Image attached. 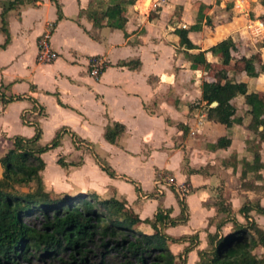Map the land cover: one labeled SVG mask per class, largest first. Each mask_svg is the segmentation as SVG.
I'll use <instances>...</instances> for the list:
<instances>
[{
    "label": "crops",
    "instance_id": "0c3cea01",
    "mask_svg": "<svg viewBox=\"0 0 264 264\" xmlns=\"http://www.w3.org/2000/svg\"><path fill=\"white\" fill-rule=\"evenodd\" d=\"M7 1L0 0V14ZM57 1L62 18L54 0L26 1L6 15L10 41L0 47V157L13 146L14 136H34L36 124L42 129L43 145L65 128L61 145L42 155L47 163L43 171L47 189L126 199L143 219L153 218L159 207L172 208V217L181 213L172 187L163 186L158 192L161 173L191 183L193 190L183 199L188 221L166 232L175 237L198 233L184 263L197 264L199 250L208 247V233L217 231L221 213L214 198L220 196L222 182L232 179L235 168L244 169L243 162L226 166L224 161L233 157L250 161L247 141L253 138L244 98L232 100L243 123L214 122L200 102L203 84L215 81L217 71L226 68L230 77L264 94V73L250 77L243 62L224 66L211 52L206 53L211 68L193 69L175 30L194 25L200 5L205 4L202 30L189 33L199 50L231 37L237 47L233 55L237 59L255 56L259 69L260 62L264 63V21L260 19L264 6L259 0H242L243 9L238 0H165L145 8L135 0L122 11L128 20L119 29L106 22L97 27L80 14L100 0ZM50 23L54 24L51 42L59 58L39 63L38 39ZM6 39L0 32V46ZM94 56L107 62L99 78L90 73ZM132 60L139 61V66L121 65ZM2 97L15 99L3 103ZM114 122L126 126L117 143L105 138L106 127ZM222 136L231 138V144L214 148ZM51 152L52 164L47 160ZM61 157L67 163L82 164L64 167L58 163ZM99 161L111 166L116 176H110ZM240 171L237 174L242 176ZM229 202L237 217L239 203L234 198ZM142 227L153 231L149 225ZM231 227L227 223L223 231ZM187 244L171 245L179 260Z\"/></svg>",
    "mask_w": 264,
    "mask_h": 264
},
{
    "label": "trees",
    "instance_id": "16d2710c",
    "mask_svg": "<svg viewBox=\"0 0 264 264\" xmlns=\"http://www.w3.org/2000/svg\"><path fill=\"white\" fill-rule=\"evenodd\" d=\"M26 1L37 0H9L4 3L3 12L0 14V32H4L7 39L0 47H5L10 41L7 13ZM54 1L58 7L59 18H62L61 6L57 0ZM259 2L264 6V0ZM134 3L135 0H111L104 4L100 0L96 7L91 3L80 14L86 15L97 27L106 22L108 26L124 29L128 19L122 11ZM207 8V5L201 4L197 22L188 28L175 30L180 37L179 46L184 48L191 67L211 68L212 63L206 56L207 52H211L224 66L243 62V68L250 77H258L264 73V63L260 62L258 69L255 56L237 59L233 55L237 47L231 37L206 50H199L200 47L190 39L189 33L202 30ZM260 19L264 21V14ZM206 22H210L208 18ZM139 64V61L133 60L121 63L131 68H136ZM228 72L226 68H222L217 71L215 81L204 82L200 102L204 103L209 120L230 126L243 123V117L237 115V107L232 100L239 96L244 98L248 106L245 112V116L249 118L248 127L253 138L258 139L257 144L251 147L254 157L252 161L247 158L235 160L233 157L224 163L226 166H236L243 162L242 176L245 177L248 170L260 172L264 168L261 154V145L264 142V94L250 90L247 82L237 81ZM1 99L3 103H8L15 98ZM214 102L217 104L213 105ZM65 132V128L61 129L50 142L43 145L40 143L42 129L36 124L34 136H14L13 146L0 157V262L12 261L17 264V260L28 253L36 256L59 255L66 250H69L72 257L79 252L85 260L90 253L89 246L95 244L104 249L103 252L108 251L109 245L115 248L125 258L124 264H178V256L171 249V245L187 242L183 253L179 255L180 264H184L187 254L195 246L198 233L175 237L166 232L168 227L185 224L189 219L187 203L179 195L181 213L177 217L171 216L172 208L159 207L153 218L143 219L129 207L126 199L114 196L101 198L95 192H62L54 195L47 189L43 179L47 163L42 155L60 146ZM125 132L124 124L114 122L106 127L105 138L111 143H117ZM230 144L231 138L222 136L213 147L225 148ZM99 162L110 176H116L111 166ZM58 163L66 167L70 164L81 165L82 161L67 163L61 157ZM215 205L225 217L219 219L216 232L208 233V247L199 250L197 264H264V258L257 252L264 247V228L252 218L253 211L264 215V205L258 201L245 202L239 210L245 222H240L232 215L231 205L227 206L219 201ZM35 212L44 214L46 221L42 227L31 225L25 219ZM227 223H231L232 227L223 231V226ZM143 224L149 225L153 231H146Z\"/></svg>",
    "mask_w": 264,
    "mask_h": 264
},
{
    "label": "rangeland",
    "instance_id": "374dc122",
    "mask_svg": "<svg viewBox=\"0 0 264 264\" xmlns=\"http://www.w3.org/2000/svg\"><path fill=\"white\" fill-rule=\"evenodd\" d=\"M238 6L239 9L240 8L243 9L244 5L242 3V0H238ZM143 10L145 11V8H143ZM257 142H258L257 138L256 139L251 138L247 141L249 154L247 153L246 157H249L250 161H252L254 157V153L252 151L253 148L251 147L257 144ZM52 153L53 152L47 155V160L49 161L50 164H52V160H53ZM261 154L264 160V146L262 145H261ZM239 171L240 170L235 168L234 171L231 172L232 179L227 180L226 182L224 181L222 182V186H221L222 190H220V196L215 197L214 200L215 201L218 200L219 202H224L227 206H229L230 205L229 201H231V199L234 198L236 199V203L237 202L239 203L237 205L238 209L240 208L241 205L243 206L244 203L247 202L248 200L254 202L258 201L262 205H264V168L260 170V172L248 170V173L245 177H242L241 174L238 175L237 173ZM240 172H242V166ZM1 175H2V168H0V178ZM49 191L53 192L54 195L55 193L57 194L60 193V192H55V190H49ZM225 192H229V194L226 195ZM238 209L235 212L237 214V217H239L240 219L243 220V222H245V219H243L244 218L243 215L238 211ZM232 215L236 217L235 214ZM222 217H225L223 213H221L219 219H222ZM252 218L254 221H256L257 219L258 221L256 222L261 227L264 228V215L260 216L259 213L253 211ZM25 219L31 225L37 227H42L43 223L46 221L44 214L38 212H35L30 216L25 217ZM89 249H90V253L85 260L83 259L81 254H79V252L73 254L74 257H72L69 250H66L59 255L57 254V255L36 256L34 254L29 255L28 253L27 256H23L22 258H19V260H17L18 262L17 264H124L125 263V258L115 248H113L110 245L107 252H103L104 249L100 248V246L98 247L95 244H91L89 246ZM257 252L258 255L264 258V247L259 248ZM180 261L181 260L178 261V264H180ZM0 264H15V263H13L12 261H3L0 262Z\"/></svg>",
    "mask_w": 264,
    "mask_h": 264
},
{
    "label": "built area",
    "instance_id": "2783aa9c",
    "mask_svg": "<svg viewBox=\"0 0 264 264\" xmlns=\"http://www.w3.org/2000/svg\"><path fill=\"white\" fill-rule=\"evenodd\" d=\"M149 1V6H147ZM165 0H136L141 2L145 8L157 7ZM54 30V24L50 23L48 28L41 34L38 39V54L37 61L39 63H51L59 58V52L53 47L51 39ZM107 67V62L103 57L94 56L90 59L89 68L93 77L99 78ZM163 186H170L181 197L186 198L193 190L191 183L187 181H179L175 176L161 173L158 177L157 188L158 192H162Z\"/></svg>",
    "mask_w": 264,
    "mask_h": 264
},
{
    "label": "bare ground",
    "instance_id": "6f19581e",
    "mask_svg": "<svg viewBox=\"0 0 264 264\" xmlns=\"http://www.w3.org/2000/svg\"><path fill=\"white\" fill-rule=\"evenodd\" d=\"M147 6H149L150 4H149V1H147V4H146Z\"/></svg>",
    "mask_w": 264,
    "mask_h": 264
},
{
    "label": "water",
    "instance_id": "95a60500",
    "mask_svg": "<svg viewBox=\"0 0 264 264\" xmlns=\"http://www.w3.org/2000/svg\"><path fill=\"white\" fill-rule=\"evenodd\" d=\"M216 104H217V102H214V103H213V105H216Z\"/></svg>",
    "mask_w": 264,
    "mask_h": 264
}]
</instances>
